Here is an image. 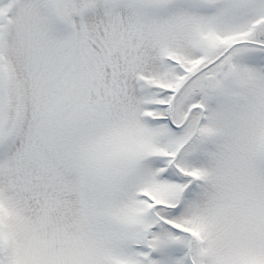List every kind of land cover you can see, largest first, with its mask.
I'll return each instance as SVG.
<instances>
[{
	"label": "snow or ice",
	"instance_id": "obj_1",
	"mask_svg": "<svg viewBox=\"0 0 264 264\" xmlns=\"http://www.w3.org/2000/svg\"><path fill=\"white\" fill-rule=\"evenodd\" d=\"M0 264H264V0H0Z\"/></svg>",
	"mask_w": 264,
	"mask_h": 264
}]
</instances>
